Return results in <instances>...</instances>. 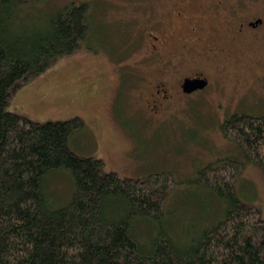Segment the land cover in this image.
Wrapping results in <instances>:
<instances>
[{"label":"trees","instance_id":"1","mask_svg":"<svg viewBox=\"0 0 264 264\" xmlns=\"http://www.w3.org/2000/svg\"><path fill=\"white\" fill-rule=\"evenodd\" d=\"M39 2L0 0V264H264V222L237 187L246 163L264 164V114L236 112L223 121L222 134L243 158L224 156L202 167L197 200L186 207L177 202L170 171L143 177L105 171L102 158L69 145L85 127L82 118L41 123L8 110L17 81L88 42L87 1L71 2L48 24L33 17ZM60 169L72 175L73 196L53 208L45 180ZM206 192L222 211L213 222L197 203ZM174 195L177 207L195 215L174 219L178 212L167 211Z\"/></svg>","mask_w":264,"mask_h":264},{"label":"rangeland","instance_id":"2","mask_svg":"<svg viewBox=\"0 0 264 264\" xmlns=\"http://www.w3.org/2000/svg\"><path fill=\"white\" fill-rule=\"evenodd\" d=\"M39 1L33 17L45 24L71 2L87 1L91 7V31L88 42L84 40L77 52L57 60L44 72L17 81L10 90L9 111L41 123L82 118L85 127L69 141L73 151L100 157L105 171L125 177L170 171L178 181L177 202H185L184 207L200 189L195 180L202 167L224 156L243 158L241 150L222 134L221 124L236 112L264 114V24L238 33L235 13L245 22L252 18L264 20V0H225L235 20L234 28L227 31H232V40L222 47L224 58L208 60L199 56L170 69L174 74L205 69L214 78V85L205 93L188 96L180 105L160 109L149 106L147 93L135 97L141 90L150 92L149 77L144 80L140 74L156 71L140 63L143 40L148 38L144 35L141 39L139 33L148 26L149 16L157 20L156 29L168 27L177 42L163 44L162 48L166 56H171L177 46L190 48L186 30L194 26L200 13L208 16L207 12L197 14L201 9L191 6L179 23L172 15L175 0ZM207 3L204 11L212 6ZM224 101L225 107L218 108ZM225 108L226 112L219 111ZM45 187L53 208L65 206L72 199L74 185L68 170H56L47 176ZM237 187L242 202L255 207L264 222V164L246 163ZM175 198L174 195L168 202L167 209L178 212L174 219L195 215L177 207ZM204 198L197 202L205 209L201 216L212 217L213 222L222 212L219 201L210 192ZM194 218L198 224L205 223L199 216ZM172 222L169 219L168 225Z\"/></svg>","mask_w":264,"mask_h":264},{"label":"flooded vegetation","instance_id":"3","mask_svg":"<svg viewBox=\"0 0 264 264\" xmlns=\"http://www.w3.org/2000/svg\"><path fill=\"white\" fill-rule=\"evenodd\" d=\"M207 1H209L212 6L204 11V6H209ZM203 5L201 4V0H175L171 5L172 15L179 23L184 19L186 13L189 11L188 8L191 6L201 9L195 12L197 14L200 12L208 13V16L200 13V17L203 16V18L200 19L199 17L194 26L186 30L189 38L188 46L190 48L187 49L188 47L186 46H177L172 50L171 56H166L162 45L176 43L177 39L169 33L168 27L164 26L160 31L156 29L154 25L157 20L150 16L147 17L146 23H148V26L145 25L142 33H139L141 34V39L144 35L148 38L146 42L143 40V48H145L143 53L144 59H140V63H145L148 67H154L156 71L149 72L148 75L145 72L140 74L144 80H147L145 77H149L151 84L148 87L150 92L148 93V90H141L138 95H135L137 99L141 96L139 94L143 95L147 93L146 95L148 97H146V99L149 106L160 109L168 105H180L188 96H192L196 93H205L214 85V78L209 76L205 69L202 71L170 73V69H176L179 64L184 65L199 56H204L208 60L217 58L222 60L224 58L225 50L222 47H227L228 42L232 40V31L231 34H228L227 31L234 28L232 25L235 20L234 12L226 5L225 0H204ZM167 15L170 17V10ZM235 17L238 20V26L236 25L235 27L238 33H241L244 28L255 30L264 24L262 18H252L249 22H245L241 19V16L239 18L236 13ZM202 21L208 22L209 25L206 23L203 24L204 22L202 23ZM220 49H222V51ZM226 57H228L227 54ZM187 79L203 81L205 85L202 88L186 92L184 90V83ZM142 85H144V83H142ZM224 104H227V101L220 103L218 108L221 109L225 107ZM226 109L227 108L219 111L226 112Z\"/></svg>","mask_w":264,"mask_h":264},{"label":"water","instance_id":"4","mask_svg":"<svg viewBox=\"0 0 264 264\" xmlns=\"http://www.w3.org/2000/svg\"><path fill=\"white\" fill-rule=\"evenodd\" d=\"M202 82L203 81L187 79L184 83V90L186 92H191L197 88H202L205 85V83L203 82L202 84Z\"/></svg>","mask_w":264,"mask_h":264}]
</instances>
